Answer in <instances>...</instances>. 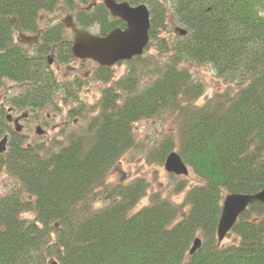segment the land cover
Returning a JSON list of instances; mask_svg holds the SVG:
<instances>
[{
    "label": "trees",
    "instance_id": "obj_1",
    "mask_svg": "<svg viewBox=\"0 0 264 264\" xmlns=\"http://www.w3.org/2000/svg\"><path fill=\"white\" fill-rule=\"evenodd\" d=\"M43 5L0 0V88L26 83L10 103L60 110V103L78 104L82 86L38 76L44 63L13 40ZM173 11L188 35L161 43L171 59L145 88L134 67L118 82L102 70L94 80L110 85L90 108L96 115L86 130L59 150L14 139L0 156V173L18 182L0 196V264H264V204H252L223 243L217 238L225 197L264 189V0H176ZM186 61L211 67L224 90L196 106L206 85L181 67ZM166 116L177 120L178 138L157 143L155 160L177 151L197 179L191 187L180 181L173 195L185 193L180 203L150 193L143 178L108 181L136 148V124Z\"/></svg>",
    "mask_w": 264,
    "mask_h": 264
},
{
    "label": "rangeland",
    "instance_id": "obj_2",
    "mask_svg": "<svg viewBox=\"0 0 264 264\" xmlns=\"http://www.w3.org/2000/svg\"><path fill=\"white\" fill-rule=\"evenodd\" d=\"M65 13V10L59 9L52 14V21L62 20V18L65 17ZM44 17L47 18L46 15H44ZM180 26L182 27L183 25L178 24L177 19L173 17L171 13L170 20L167 21L165 27L156 35L158 39L152 40L151 47L145 54L143 61L139 64H123L122 66H117L114 70L115 77L113 81L118 82L122 78L129 76L132 72L131 68L134 67V69L140 71L138 75H136L139 81V88H145V86L150 83V75L157 74L158 69L166 62L170 61L171 58L169 54L164 53L160 48L163 46H161V43L165 41L167 43H172L177 37L175 28ZM182 28L185 27L183 26ZM181 67L189 70L195 81L202 82L206 85L205 94L196 102V106L204 105L215 93L224 90V83L218 78L211 67L187 61L182 64ZM71 68H77V74L76 72H72ZM53 70H56V65L53 67ZM90 71L93 70L90 69L89 64L82 65L75 63L62 67L59 72V80L61 82L64 84L69 82L72 83L79 75V77H81L80 81L85 84L77 93L79 102L76 105L72 104L70 101L67 106H63V103H60V110L46 108L43 111H37L38 115L36 117L39 119L38 123L43 126L47 133L41 138H36L33 141H26V145L41 146L49 149L53 147L59 150V148L67 144L70 137L87 129L89 122L96 115V113L92 114L90 112V108L98 107L103 90L110 85L95 82L92 76L88 78L90 75L94 74ZM12 86L13 84H8V90ZM8 90H3L1 95L10 96L11 93H8ZM176 123L177 120L170 116H166L163 119L147 120L137 123L134 127L137 144L136 148L128 151L124 155L123 159L110 173L108 181L110 183H127L134 179L143 178L150 184V193L158 192L161 193L164 198L170 197L176 203H180L185 193L184 195L173 196L176 193V189L179 187L180 181L183 179L187 180L189 183L188 186L191 187L197 184L195 175L189 168L188 177H172L165 170L166 159L163 163H159L155 160L160 150L159 148H155L157 143L158 146H160L164 143L165 139L177 141L178 131ZM173 152L178 154L177 151ZM16 185H18V182L14 178L9 176L6 172L0 173V196L9 193ZM148 203L149 200L146 198L141 202L140 207Z\"/></svg>",
    "mask_w": 264,
    "mask_h": 264
},
{
    "label": "flooded vegetation",
    "instance_id": "obj_3",
    "mask_svg": "<svg viewBox=\"0 0 264 264\" xmlns=\"http://www.w3.org/2000/svg\"><path fill=\"white\" fill-rule=\"evenodd\" d=\"M43 1L44 5L39 7L36 13V22L27 27H20L18 31H15L13 37L14 46L17 47L20 52L33 57L37 62L44 63L42 67L45 70H39L38 76L55 78L61 84L64 83L59 80V72L63 66H69L75 63L82 65L89 64L90 69L93 70L90 72L94 74L90 75L88 78L92 76L93 81H95V76L99 75L102 70L114 71L117 66L129 64L137 58L144 59L145 54L151 47L152 40L155 38V35L152 34L153 24L156 20L159 22L161 21V11L165 14V19L163 24L160 23L161 27L158 29L159 31L164 28L167 21L170 20L171 13L173 17L177 19V23L182 25L178 17L173 13L176 0H112L116 5H127L131 9H137L139 7H145L147 9L150 21L149 43L142 56L135 57L129 62H119L113 67H102L92 59H78L75 57L73 48L76 34L72 27L74 26L75 29L83 31L92 37L104 39L115 30H120L122 32L126 31L128 29L127 23L123 19L115 17L110 12L105 4L106 0ZM59 9L66 11L65 17L62 18V20L52 21V14ZM44 15H46L47 18H45ZM11 24L15 26L17 24V19L12 18ZM182 27L175 28V34L179 38H184L185 36L180 37L177 32L178 29L187 31L186 26H184L186 29ZM55 65L56 70H53ZM71 69L72 72H76L77 74V68ZM80 78L81 77L78 75L72 83L69 82L67 84H78V86L81 85L83 88L85 84L80 81ZM8 84H13L9 90ZM5 89H7L8 93H11V95L14 94L17 96L25 92L26 83L21 84L7 81L6 85L0 88V142L5 139L7 140V153L9 143L12 140L18 139L20 142L24 143L26 141H33L36 138L45 136L47 131L38 123L39 119L36 117L38 115L37 111H40V106L34 103H10L7 100L9 96L1 95ZM55 97H59V94ZM18 128L20 129L19 131L17 130Z\"/></svg>",
    "mask_w": 264,
    "mask_h": 264
},
{
    "label": "water",
    "instance_id": "obj_4",
    "mask_svg": "<svg viewBox=\"0 0 264 264\" xmlns=\"http://www.w3.org/2000/svg\"><path fill=\"white\" fill-rule=\"evenodd\" d=\"M110 12L123 19L128 29L124 32L115 30L108 37L98 39L83 31L72 28L75 31V45L73 53L78 59H92L102 67H113L119 62H129L135 57L142 56L149 43L150 21L145 7L131 9L127 5H116L112 0L105 2ZM180 37L187 35L184 29L177 30ZM20 130L19 128L17 129ZM7 151V140L0 142V155ZM165 170L176 177H188L189 168L177 153L167 156ZM255 203L264 204V189L256 195H229L223 202L222 216L217 229L219 243H223L233 230L241 215ZM202 240L194 242L190 255L200 250ZM56 264V262H51Z\"/></svg>",
    "mask_w": 264,
    "mask_h": 264
}]
</instances>
